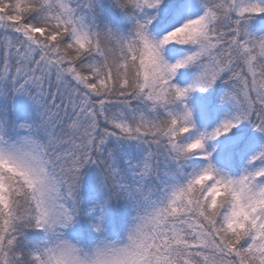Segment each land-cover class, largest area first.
I'll return each mask as SVG.
<instances>
[{
  "label": "snow or ice",
  "instance_id": "obj_1",
  "mask_svg": "<svg viewBox=\"0 0 264 264\" xmlns=\"http://www.w3.org/2000/svg\"><path fill=\"white\" fill-rule=\"evenodd\" d=\"M254 29L264 0H0V264L34 246L45 264H264ZM217 82L231 110L194 119L193 94ZM242 123L261 139L229 135ZM93 167L102 199L85 211ZM113 201L127 217L118 238ZM82 214L94 247L63 238Z\"/></svg>",
  "mask_w": 264,
  "mask_h": 264
},
{
  "label": "trees",
  "instance_id": "obj_2",
  "mask_svg": "<svg viewBox=\"0 0 264 264\" xmlns=\"http://www.w3.org/2000/svg\"><path fill=\"white\" fill-rule=\"evenodd\" d=\"M227 85L222 82H217V84L210 90L204 93H194L189 101L190 106L193 108V112L196 118L199 117L201 111H206L210 114L215 115V107L218 105L217 97L220 92H224ZM229 135H235L237 137H242V142H247L249 140L259 141L260 134L257 133L250 125L241 127ZM88 178H91L94 182L93 193L99 199H102L101 194L97 190L98 182L100 179V170L96 168H86L82 173L81 181V196L84 197V185ZM85 211L87 208L85 207ZM124 205L123 201H113L105 208V226L109 232L111 238H118L123 235L121 230V225L126 221L127 217L124 215ZM74 233L80 238V242L85 246H92L95 241L99 238L98 233H92L89 224V217L86 215H81L76 223L71 227ZM29 237L34 240V242H42L44 237L41 234L38 236H33L29 233Z\"/></svg>",
  "mask_w": 264,
  "mask_h": 264
},
{
  "label": "rangeland",
  "instance_id": "obj_3",
  "mask_svg": "<svg viewBox=\"0 0 264 264\" xmlns=\"http://www.w3.org/2000/svg\"><path fill=\"white\" fill-rule=\"evenodd\" d=\"M254 31H255V34L257 36L264 35V30L256 31L254 29ZM222 95H223V92L221 91L220 94H219V96L217 97V103H218V105L215 107V116L220 117V118H222V116H223V114L225 112H228V111L231 110V106L230 105H228V104H222L220 102V97ZM193 115H194V119H196V116H195L194 112H193ZM216 122H218V120ZM246 125L247 124L242 123L237 129H239L241 127H244ZM237 129H233V131H235ZM260 139H261V136H259V140ZM93 188H94V182H93V180L91 178H88L86 180V182H85V185H84V193L85 194H84V197H83V201H84V204H85V207L86 208H88V207L91 206V203L90 202H92L94 200H98V197L93 193ZM90 228H91V226H90ZM91 230H92V233H96L95 231H93L92 228H91ZM39 234L43 235V237H44V234L43 233H39ZM64 235L67 238H69V239H71L73 241L80 242V238L74 233V231L72 230L71 227L65 230ZM97 240L95 241V243L97 242Z\"/></svg>",
  "mask_w": 264,
  "mask_h": 264
},
{
  "label": "clouds",
  "instance_id": "obj_4",
  "mask_svg": "<svg viewBox=\"0 0 264 264\" xmlns=\"http://www.w3.org/2000/svg\"><path fill=\"white\" fill-rule=\"evenodd\" d=\"M65 230H66V229H64L63 232H65ZM93 231H95V230L93 229ZM43 234H44V239H43L42 242H39V243H38V246H39V247H44L45 244H46L48 241L51 240V237H50L48 234H45V233H43ZM98 235H99V234H98ZM63 238H64V240H66L68 243H70V244H72V245H75V246H77V247H80V248H87V247H94V246H95V244H93L92 246H85V245H83V244L80 243V242L73 241V240L67 238L65 235H64ZM97 242H98V240H97ZM26 255H27V260L25 261V264H32L33 261H35L36 264H45L44 257H43L42 254H40V253H38V252L36 251V246H34L32 249H30V250L26 253Z\"/></svg>",
  "mask_w": 264,
  "mask_h": 264
}]
</instances>
